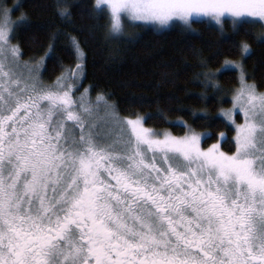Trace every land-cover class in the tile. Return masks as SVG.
<instances>
[{
    "label": "snow or ice",
    "instance_id": "obj_1",
    "mask_svg": "<svg viewBox=\"0 0 264 264\" xmlns=\"http://www.w3.org/2000/svg\"><path fill=\"white\" fill-rule=\"evenodd\" d=\"M94 11L110 36L124 17L187 30L201 18L221 31L226 18L264 22V0H96ZM57 14L71 15L60 4ZM30 26L0 2V264H264V92L243 64L225 59L198 74L219 90L213 77L238 73L232 107L220 112L234 130L229 154L224 132L205 149L210 133L183 121L182 136L158 133L146 117L121 116L106 93L93 100L91 86L76 96L84 65L75 37V65L60 62L44 83L59 32L33 63L13 43ZM239 49L251 53L247 42Z\"/></svg>",
    "mask_w": 264,
    "mask_h": 264
},
{
    "label": "trees",
    "instance_id": "obj_2",
    "mask_svg": "<svg viewBox=\"0 0 264 264\" xmlns=\"http://www.w3.org/2000/svg\"><path fill=\"white\" fill-rule=\"evenodd\" d=\"M11 8L12 19L24 14L31 26L21 28L13 41L22 47L24 60H38L46 50L53 33L56 54L46 62L42 78L51 82L60 74L58 64L74 66L75 51L71 37L79 40L84 73L80 87L91 86V96L104 92L121 116L146 117L144 125L157 131L183 135L181 121L196 132L210 133L202 141L206 148L226 133L222 149L234 151V130L220 115L227 109L238 84V73L217 74L212 79L219 90L205 87L204 71L215 72L225 59L242 61L247 78L264 92V39H257L261 25L230 19L223 31L207 20L194 21L192 30L170 26L158 30L136 24L132 38L108 34L105 14L94 11V0H0ZM68 7L71 15L60 17L57 5ZM244 41L251 53L241 55ZM202 62L207 67H202ZM195 113V114H194Z\"/></svg>",
    "mask_w": 264,
    "mask_h": 264
},
{
    "label": "rangeland",
    "instance_id": "obj_3",
    "mask_svg": "<svg viewBox=\"0 0 264 264\" xmlns=\"http://www.w3.org/2000/svg\"><path fill=\"white\" fill-rule=\"evenodd\" d=\"M95 2H96V0H94ZM11 17H12V15H11ZM226 19H230V18H226ZM253 19H255V18H244V20H246V21H251V20H253ZM14 20V19H13ZM200 20H207L208 22H210L212 25H215V26H217L216 24H215V22L214 21H211V20H209V19H206V18H201ZM231 20V19H230ZM232 21V20H231ZM233 23V22H232ZM240 23V22H239ZM255 23H258L259 25H261V27H260V29H259V36L260 37H262L263 39H264V27H262V23H264V22H259L258 20H256V22ZM136 24H144V25H148V26H152V27H154V28H156V29H158V30H165L166 28H169L170 26H174V25H176V26H182L180 23H174V24H170L168 27H166V28H163V29H161V28H158L157 26H154V25H152V24H149V23H143V22H139V21H131V20H129L127 17H124L123 18V32H122V34H120V35H117V37H119V38H124V39H126V38H132V36H134V34H135V26H136ZM183 27V26H182ZM217 27H219V26H217ZM13 43H15L14 41H13ZM24 60V59H23ZM35 61H33V63H34ZM239 62H241L242 63V61H239ZM243 64V63H242ZM41 72H42V69H41ZM43 79V78H42ZM246 79L251 83V81L247 78V75H246ZM44 81V80H43ZM52 82V81H51ZM51 82H46V81H44V83H51ZM239 86V85H238ZM237 86V87H238ZM236 87V88H237ZM84 90H82V88L79 86V89L75 92V95L76 96H79L80 95V93L81 92H83ZM233 94H234V91L232 92V96H233ZM232 96H231V103H230V105H229V107L227 108V109H229V108H231L232 107ZM92 97V96H91ZM92 99L93 100H95V97H92ZM237 115L239 116V118L237 119V123H240V122H242V120H243V117H242V115H239L238 113H237ZM223 117V116H222ZM224 118V117H223ZM226 120V119H225ZM226 122L228 123V121L226 120ZM228 125L229 126H231L229 123H228ZM145 126V125H144ZM145 127H147V126H145ZM232 127V126H231ZM147 128H149V127H147ZM150 129H152V128H150ZM154 130V129H153ZM156 132H158V133H163L164 131H157V130H155ZM197 133H205V132H197ZM179 136H182V135H179ZM217 142V141H216ZM216 142H214V143H216ZM213 144V143H212ZM211 144V145H212ZM211 145H209V146H211ZM209 146H207L205 149H207ZM221 150L222 151H224L222 148H221ZM235 150V149H234ZM225 152V151H224ZM226 153H229V154H231L230 152H226Z\"/></svg>",
    "mask_w": 264,
    "mask_h": 264
}]
</instances>
